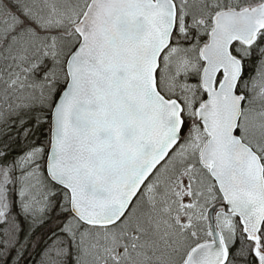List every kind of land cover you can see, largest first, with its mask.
Segmentation results:
<instances>
[{
    "label": "snow or ice",
    "instance_id": "obj_1",
    "mask_svg": "<svg viewBox=\"0 0 264 264\" xmlns=\"http://www.w3.org/2000/svg\"><path fill=\"white\" fill-rule=\"evenodd\" d=\"M0 264H264V0H0Z\"/></svg>",
    "mask_w": 264,
    "mask_h": 264
}]
</instances>
